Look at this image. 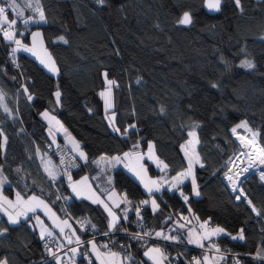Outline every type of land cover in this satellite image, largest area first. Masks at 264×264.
Returning <instances> with one entry per match:
<instances>
[{
	"label": "trees",
	"instance_id": "1",
	"mask_svg": "<svg viewBox=\"0 0 264 264\" xmlns=\"http://www.w3.org/2000/svg\"><path fill=\"white\" fill-rule=\"evenodd\" d=\"M33 1L43 11L45 21L25 24L31 9L27 0H19L26 7V19L16 24L17 38L29 42L32 28L39 27L58 75L20 50L19 66L15 67L11 42L0 30L4 194L41 197L76 228L85 220L90 222L86 223L92 230L90 235L102 234L109 230L103 210L71 196L65 177L53 183L40 166L46 145L53 144L41 111L53 112L86 153L87 160H78L79 168L70 173L74 178L94 174L96 158L122 154L133 141H140L142 150L152 142L171 177L187 167L182 144L194 130L201 158V164L194 167L199 195L194 194L191 181L150 195L120 167L110 171L112 184L123 197L127 195L130 207L147 201L140 214L154 233L162 230L181 235L178 220L190 209L200 221L228 232L214 239L216 246L264 257V179L255 173L243 177L241 188L249 201L236 199L222 179L240 148L233 129L244 133L246 127L264 149V0H240L242 9L236 0H222L219 11L207 9L205 0ZM185 12L191 17L189 25L179 22ZM243 61L251 62L254 68L240 67ZM103 74L115 82L111 109L120 132L110 127L100 98L105 87ZM56 88L61 92L59 103L54 98ZM131 125L135 127L123 135ZM237 137L249 139L247 135ZM241 153L255 169L248 148ZM181 191L188 196L187 202ZM61 192L71 196V203L63 202ZM150 196L157 203L155 209L149 203ZM132 220L129 214L112 230L127 232L133 227ZM238 233L244 239L232 238ZM96 240L102 248L121 251ZM118 240L126 244L123 256L130 257L126 264H147L143 250L150 243L126 241L122 235ZM42 244L30 217L11 224L0 214V263L57 264L56 259L41 261L45 256ZM163 247L178 256V264H196L194 259L202 256L194 248Z\"/></svg>",
	"mask_w": 264,
	"mask_h": 264
},
{
	"label": "crops",
	"instance_id": "2",
	"mask_svg": "<svg viewBox=\"0 0 264 264\" xmlns=\"http://www.w3.org/2000/svg\"><path fill=\"white\" fill-rule=\"evenodd\" d=\"M31 57L33 58L34 56H31ZM34 59H36L39 62V64L43 66L44 69L48 70L52 75L55 74L56 69H54L48 61L45 60V62L49 65V67H45V64H42L40 60H38L36 57H34ZM50 68H52V70H50ZM0 104L4 107V104H2V95L0 96ZM111 108L112 106L109 108L110 110H107L106 117H107V120H109V124H110V121H114V127H116L115 120H114L115 113L112 112ZM51 113L53 114V112ZM43 120L46 123H48V126H51L52 128L50 129V132H52L53 134H50L48 131L50 139L52 140L51 137L53 135L56 136L57 142H54L52 140L53 144L61 143L65 145L69 150L72 151V153H74V155L76 156L78 160L85 161L84 159L79 158L77 152L73 151V149L75 148L78 142L73 136H71L67 132V130L65 129L63 124L59 121V119L45 118ZM57 121H59V123H57ZM110 127L113 129V126H110ZM131 128L132 127L129 126L126 129H131ZM59 137H61V140L59 139ZM149 143L150 142L146 144L142 152H135V151L133 152V151L127 150V151H124L122 154H114L112 156L102 155L96 158L93 163H95V166L97 169L95 173L92 175L85 173V174H81V176L79 177L74 178L70 174H65L61 171L59 166L56 164V161L53 156H49V157L42 156L40 160V166H42V169L45 175L48 176V174L45 172V166H47V162L50 160L53 165H56L57 170L61 174L57 179H60V177H65L66 186L69 187L71 196H73L74 198L78 200L85 199L89 201L90 203L96 204L97 206H99L105 213V216H107V226H108L109 221L112 218L109 217L108 212L105 211L104 205L100 203L99 201H103L104 203L108 204L112 208V211L119 218L118 222L122 218L127 219L129 216V210H130V205L126 202V200H124L123 194H121V192H119V190L112 184V175L110 173L111 170L115 168H119V167L123 168L127 172H129L131 176H133V178H136L138 182L140 183L142 180L141 175L146 181L150 182V181H153V179L151 178L152 176L154 177V180H155L156 173L159 171L165 170V163L163 162V160H161L157 156L154 150V145H152V148L149 149ZM78 144H79L80 150L83 151L81 144L80 143ZM126 152L130 154L127 158L124 157V153ZM144 155H146V157H144V161L148 162V171L150 173V177H148L147 172L144 171L145 169L144 165L143 164L139 165L141 163L140 159ZM117 156L121 158V161L119 163H115V162L109 163L112 157H117ZM200 164H201V158H199V161L198 163L195 164V166H198ZM129 169H132V171H130ZM140 169H141L142 174L140 172ZM185 169L171 176V179H173V177H176L178 174L184 172ZM134 172H139L140 178H137ZM69 175L71 176V182L73 184L80 182L79 184H77V187L82 192L81 196L77 197V195L72 191V188L69 186L70 185V182L68 179ZM85 177L87 178L86 181L83 180V178ZM0 179L3 180V183H0V214L3 215L4 218L8 222H10L8 218L9 215H12L15 217L17 212L24 211L25 205L22 202H18L16 192L13 193L12 196H6L4 194V191L2 188L6 184V179L1 175H0ZM182 180H183L182 184L189 181V180L187 181L185 177H182ZM141 185L145 193H148V191L146 190L144 186L145 183H141ZM32 196H36V195L30 194L29 196H22L20 194V200L27 201L29 197H32ZM97 198H99V201L96 203H93V201L97 200ZM39 199L43 200L44 203L38 204V201H31V204L35 207V211L34 212L30 211V212H27V214L24 216L16 217L18 222H20L21 219H27L30 217L31 223L33 227L38 231V234L40 237H41V231L44 229H47V231H45L44 237H51V238L53 237L55 240L59 241L60 243L69 242V240L71 242H74V240H76V238L80 236V229L76 228L74 223L72 224V222L68 218L59 217L58 214L55 212V210L52 207H50L49 204L43 198L40 197ZM9 201L11 203H9ZM117 204L119 205L118 208L115 207V205ZM125 213H127L126 217H125ZM65 221H67V223H65ZM178 221L181 223L179 226V234L182 235V237L188 244L193 245V246H197V247L202 246V245H208L211 247L215 246L216 245V243H214L215 238L223 236L224 234H228V232L224 230L223 233H220L218 235H211L212 230L218 227L212 226V228H208L207 224L204 223L205 221L201 220L200 222L198 221L196 217L192 220V223L189 221L185 222L183 217L179 219ZM193 226H195V230ZM61 229H63V232H61ZM49 231L52 233L51 236L47 234V232ZM205 237H209V238H205ZM233 237H236V236L233 235ZM237 238H239V236ZM190 239L193 241L192 243H189ZM93 243H95L96 245L95 249H93ZM156 247L149 246V245L145 246L143 250V257L146 259V263L155 264V262L158 261L159 264H168L166 261V258L162 254H160V252L158 253V256L155 254V252L150 253L149 256L144 255V253L149 248H156ZM74 249H76L75 253H73V251L68 252L66 254L64 253V255H66L67 258L72 260L73 264H87L84 260L81 259L80 254L82 250H86L89 256L91 257V259H93L92 264H126L129 260V259L128 260L123 259V257L125 256H119L118 254L115 257H113L111 253H116V252L114 250L102 248V246L99 244V242L96 239L88 241L83 248H74ZM204 258L206 259L207 264H213V262H216L220 259L219 256H214L211 259L209 255L202 254V256H197L196 259H194V263L206 264ZM0 264H4V263L1 262ZM241 264H249V263H241Z\"/></svg>",
	"mask_w": 264,
	"mask_h": 264
},
{
	"label": "built area",
	"instance_id": "3",
	"mask_svg": "<svg viewBox=\"0 0 264 264\" xmlns=\"http://www.w3.org/2000/svg\"><path fill=\"white\" fill-rule=\"evenodd\" d=\"M15 3L17 5L16 9H11V8L7 7V3L5 2V0H0V6H3L6 8V14L8 15V18H10L9 21L12 19H16L17 22H19L21 20L26 19V7H24L23 4L21 2H19V0H15ZM17 12L22 13V15L18 16ZM7 27H8L7 24H3L0 26V29L7 28ZM9 30L10 31L14 30L15 39H17V31L18 30L16 28V25L13 26V28L9 29ZM10 42H11V50L15 49L17 46L15 44V42L14 41H10ZM17 54H18V51H16L14 54L11 51V56H13V60L15 62V67L19 66L18 60H17ZM235 134H236V132H234L232 130V135H234V137L236 139ZM236 142H237V139H236ZM237 144H238V142H237ZM128 150L133 151V152L134 151L135 152H142L143 151L140 141H133L129 145ZM240 151H241V149L239 150L238 153H240ZM45 155L48 157L53 156L55 161H56V164L59 166L61 171L65 172L67 174H70L71 171L77 170L79 168L80 164L78 163V159L76 158L74 153H72L71 150H69L65 145H63L61 143H59V144L48 143L46 145V148H45ZM237 156H235V158L230 162V164L228 166L229 169L223 174L222 179H224L228 189H230V192H232V194L235 196L236 199H237V197H240V199L244 198L247 201H249L246 198L243 189L241 188V181H242L243 177H241V179H238V180L237 179L235 180V176H231V180L228 178V177H230V173L232 172L231 171L232 164L236 161ZM62 157L66 162L71 161L73 159V157H75L76 166L65 168V166L61 164V158ZM260 177H262V175ZM168 179H170V175L167 171L166 172L165 171H159L155 175V180L159 181L160 184H165V181H167ZM233 182H235V190L233 189ZM53 183H56V180L53 181ZM60 197H62V200L65 204L71 203V201H72L71 196L67 195L63 192L60 193ZM141 202L142 201H139L138 203H136L135 207H130L129 214L133 215V220L131 222V225H133V227L131 230H129L127 232H121V233L116 232L115 233L111 229V230L105 231L102 234H95V236H94V235H90L92 230L85 223V220L84 221L81 220V222L79 223V228H80L79 241L76 238V240H74V242H71V243H69V242L60 243L59 241L55 240L53 237L52 238L51 237H45L43 239L42 246H43V249L45 251V256L43 257V259L41 261L42 262L43 261H52L53 259H56L58 257V258H60L59 259L60 264H73L72 260L67 258L66 255H64V253L66 254L68 252H71L72 249H74V248H83L88 241L95 240V239H98L101 242H107L108 244H110L114 247L118 246L121 251L118 252L117 254L119 256H123V251L126 252V247H124L126 244H124L122 241L118 240V236L122 235L126 238V241L129 240L131 242H136V243L139 242V243H147V244L148 243H155L157 245H160L162 248L163 256H165L168 264H178L179 258L176 255L169 254V252L165 249V247H163L165 245L166 246L171 245V246H177V247L182 246L185 248H194V249H196V251H198L200 253L204 252L205 254L209 255V257L211 259L214 256H220L221 259H219L216 262H213V264H241V263H244L245 261L258 262V263L264 264V259L259 258L256 255V253H254V254H248V253L243 254V253H239V252H235V251L232 252L225 247L220 248L221 250L218 251V250H215L213 246L211 247V246H207V245L194 247L193 245L188 244L181 235H176L175 239H165L164 238L165 236L157 237L155 235V233L152 231L151 227L146 224L145 220L142 218V215L141 214H139V216L137 215V208H139V213H140L146 205V204H142ZM207 226L209 228H211L212 224L207 223ZM81 229H84V230H81ZM145 233H147V235H145ZM85 234H89V236H85ZM137 234H139V238L137 237ZM101 239H103L105 241H103ZM49 249H51V253L49 252ZM80 256H81V259L84 260L87 264H92L93 259H91V257L89 256V254L86 250H82Z\"/></svg>",
	"mask_w": 264,
	"mask_h": 264
},
{
	"label": "snow or ice",
	"instance_id": "4",
	"mask_svg": "<svg viewBox=\"0 0 264 264\" xmlns=\"http://www.w3.org/2000/svg\"><path fill=\"white\" fill-rule=\"evenodd\" d=\"M5 2L7 3V7L8 8H11V9H16L17 5L15 3V0H5ZM98 3H101L103 4L104 3V0H98ZM221 3H222V0H205V4H206V7L207 9L209 10H215V11H219L220 10V7H221ZM236 4L237 6L239 7L240 6V0H236ZM29 7H31V5H29ZM37 10H39V5L37 4L36 6ZM17 15L18 16H21L22 13L20 12H17ZM32 18L29 17L28 20H25L24 23L27 24L29 23V21H31ZM45 21V17H44V13L42 10H39V21H36L37 23L39 22H44ZM181 24H189L191 23V17H190V14L188 12H185L184 15H183V18L179 21ZM3 24H7L8 27L7 28H3V29H0L3 31V36H4V39L8 40V41H14L15 44L17 45V48L15 49H12V53L14 54L16 51L18 50H23V51H26V52H31L33 55H36V38L39 37L41 34L39 32H33L32 33V36H33V46L32 47H29L27 45H25L21 40L19 39H15V32L14 30L13 31H10L9 29H12L13 26H15L17 24V20L16 19H12L9 21L8 19V15L6 14V8L3 7V6H0V25H3ZM20 35H23V33H20ZM60 39H64L63 37H61ZM65 43H67V41L65 40L64 41ZM41 44H42V41H41ZM46 51V50H45ZM38 59H40V62L42 64H45V67H49V65L45 62V59L43 58H40L38 57ZM48 59H50V57H48ZM14 62V61H13ZM53 67H54V64H53ZM240 67L242 68H245V69H252L254 68V65L249 62V61H243L241 64H240ZM50 70H52V68H50ZM105 79H106V82L108 85H112L114 84L115 82L114 81H111V80H107V74H105ZM213 87H217V85L213 84L212 85ZM25 93L28 92V89L25 88L24 89ZM109 93H110V89H108ZM55 97L57 99V103L60 102V97H61V92L59 90H57L55 92ZM105 93L102 92L101 93V96H104ZM28 100H32L33 97L31 94L28 95ZM105 105H106V113H107V109L111 107V104L109 103V101L106 99L105 100ZM4 111L7 113L9 111V109L7 107L4 108ZM161 111L163 112V108L161 109ZM41 116L44 117V118H48L49 117V113L47 111L41 113ZM51 119H55V117H51ZM57 123H59V121H57ZM110 126H113V130L116 131V132H120V129L119 128H116L114 127V121H110ZM130 127L134 128L135 125H131ZM129 129H124V132L122 133L123 135H126L128 133ZM233 131L235 132V129H233ZM0 135H2V133H0ZM189 135H193V133H189ZM5 142H6V138H5ZM152 148V144L149 143V149ZM39 151V150H38ZM74 152H77L78 153V156L80 159H84L85 161L87 160V156L86 154L80 150V147H79V144L77 143L75 148L73 149ZM261 153L264 154V149H260ZM130 154L129 153H124V157L127 158ZM121 161V158L119 156L117 157H112L111 160L109 161V163H112V162H115V163H119ZM197 162H198V158H197ZM262 163H264V160L261 161ZM61 164L65 166V168H68V167H75L76 164H75V157H73V159L71 161H68L66 162L63 157L61 158ZM50 166V167H49ZM143 167V166H142ZM167 167V165H165V168ZM191 169H192V160H189V169H188V172L187 173H184L183 175L185 176V178L187 177L188 174L191 173ZM130 171H132V169H129ZM45 172L48 174L49 178L53 181L57 180V178L61 175L59 173V171L57 170V166L56 165H53L51 163V161L49 160L47 162V166H45ZM134 174L137 176V178H140V173L139 172H134ZM180 174H178L177 177H173V181L174 183L172 184V188H177L178 185L182 184L183 183V180L179 178ZM230 180H231V177H228ZM262 179H264V173H262ZM68 179H69V182H70V187L72 188V191L77 195V197L81 196L82 195V192L78 189L77 187V184H79L80 182H77L76 184H73L71 182V176L69 175L68 176ZM83 180H87V178H83ZM0 183H3V180L0 179ZM141 183H144L143 180H141ZM165 183H167V181H165ZM193 183V192L194 194L196 195H199V192L197 191V188H196V184H195V180L192 181ZM151 184L154 185V187L152 186H149L148 184H145V188L146 190L148 191V193L151 195L153 194L154 192H159L160 191V182L159 181H151ZM233 189L235 190V182H233ZM181 195L184 196V193L181 191ZM17 199H18V202H22L24 205H25V208H24V211H21V212H17L16 213V216H12V215H9V221L10 223L12 224H15L18 222L17 218L18 216H24L27 214V212H34L35 211V207L31 204V201H38V204H43L44 201L43 200H40L38 197L36 196H32V197H29V199L27 201H21L20 200V194L17 193ZM125 200H127V195L125 194V197H124ZM237 199H240V197H237ZM184 200L187 202L188 200V196H184ZM99 201V198H97V200H94L93 203H96ZM100 203H102L105 207V211L108 212V215L109 217H111L112 219L109 221V224H108V227H109V230L113 229L115 226H116V223L118 222V217L116 216V214L112 211V208L104 203L103 201H99ZM9 203H11L9 201ZM142 204H147V201H142L141 202ZM251 203V202H249ZM152 204H153V207L155 209V207H157L156 205V201L153 200L152 201ZM47 206V205H45ZM115 207H119V205H115ZM252 211L255 212L256 211V208L255 207H252ZM139 208H137V215L139 216ZM127 216V213H125V217ZM65 223H67V221H65ZM85 223H90L89 221H85ZM205 224L208 223V221H205L204 222ZM203 226V225H202ZM92 227H95L94 225H92ZM81 230H84V229H81ZM45 231H47V229H44L41 231V239H44V234H45ZM61 232H63V229H61ZM224 232V229L223 228H216L214 230H212V233L211 235H218L220 233H223ZM47 234L49 236L52 235V233L49 231L47 232ZM145 235H147V233H145ZM156 236L157 237H162L163 236V233L162 232H157L156 233ZM137 237L139 238V234H137ZM165 239H175V237H164ZM205 238H209V237H205ZM237 237H233V239H236ZM239 239H244L243 235L241 234L239 236ZM77 240L79 241V237H77ZM193 241L190 239L189 240V243H192ZM69 243H71V241L69 240ZM92 243V242H90ZM96 248V245L95 243H93V249ZM73 253L76 252V249H72ZM161 250L159 248H149L145 253L144 255L145 256H149L150 253L152 252H157L159 253ZM49 252L51 253V249H49ZM111 255L113 257H115L117 255V253H111ZM259 255V254H258ZM152 258V257H150ZM262 259H264V257H261ZM57 264H60L59 262V258L57 257ZM123 259L125 260H128L130 259V257L128 256H125L123 257ZM154 259V258H153ZM155 264H159V262H155Z\"/></svg>",
	"mask_w": 264,
	"mask_h": 264
},
{
	"label": "rangeland",
	"instance_id": "5",
	"mask_svg": "<svg viewBox=\"0 0 264 264\" xmlns=\"http://www.w3.org/2000/svg\"><path fill=\"white\" fill-rule=\"evenodd\" d=\"M256 1H261V0H256ZM27 5H31V7H30V9H31V12H30V14H29V17H31L32 18V22H31V25L32 24H34V25H38V24H41L42 22H39V23H37L36 21H39V10H41L40 9V7H39V10H37V8H36V3H34V1L33 0H27ZM237 5V4H236ZM238 7V6H237ZM239 8H241L242 9V7H241V4H240V6H239ZM33 32H39L41 35L39 36V37H37L36 38V48H35V50H36V55H33L31 52H26V51H24V52H26L27 54H29V55H31V56H34V57H36L37 59H38V57H40V58H43V59H45L46 61H48L49 63H50V65H52V67H53V64H54V69H56V71H55V74H54V76L56 77L57 75H58V69H57V65H56V61H55V59H53V57H52V55H51V53H50V51L45 47V44H44V39L42 38V33H41V29L39 28V27H33L32 28V31H31V33H30V35H29V38H30V41L29 42H24L22 39H19V38H17V39H19V40H21L25 45H27V46H29V47H32L33 46V36H32V33ZM41 41H42V44H41ZM16 48H17V46H16ZM46 50V51H45ZM20 51H23L22 49L20 50ZM48 57H50V59H48ZM38 60H40V59H38ZM103 78H105V74H103ZM107 80H111V81H113L111 78H108L107 77ZM113 84L112 85H108L107 84V82H106V79H105V87H104V89H102L101 91H100V98L103 100V105H104V109H106V105H105V100L107 99L108 101H109V103L111 104V106H113V100H114V98H113ZM108 89H110V93H109V91H108ZM58 89L56 88V91H57ZM55 91V92H56ZM102 92H104L105 93V95L104 96H101V93ZM55 94V93H54ZM54 98H55V100L57 101V99H56V97H55V95H54ZM107 110H110L109 108L107 109ZM45 111H47L48 113H49V117L48 118H51V117H55V118H57L58 119V117H56L54 114H52L48 109H46V110H43V111H41V113H43V112H45ZM41 113H40V116H41ZM41 118L42 119H45L44 117H42L41 116ZM60 121V120H59ZM51 123V122H50ZM62 123V122H61ZM50 129H52L51 128V126H48V131H49V133L50 134H53L52 132H50ZM244 129L246 130L244 133H242V132H237V131H235L236 132V138H237V142H238V145L240 146V148H239V150L241 149V151H242V149L244 148V147H247L248 148V150L250 151V153H251V156H252V158H253V162L255 163V167L256 168H258L257 169V171H256V174H258L259 176H261V174L262 173H264V163H262L261 161L262 160H264V154H262L261 153V151H260V146L258 145V142H256V138H255V136H254V134H253V132L252 131H250V130H247L246 129V127H244ZM68 132V131H67ZM193 133V135H189V133ZM189 133H188V137H187V139H186V142L185 143H183V145H182V148H183V151H184V154H185V157H186V159L188 160V164H187V167H186V169H185V171L184 172H182V173H180V176H179V178L180 179H182V177H185L183 174L184 173H187L188 172V169H189V160H192V169H191V173L190 174H188L187 175V177L185 178L187 181L189 180V181H191V184H192V187H193V183H192V181L193 180H195V169H194V166H195V164L196 163H198L197 162V158H198V161H199V156L197 155V148H196V146H197V143H198V137L196 136V132L194 131V130H192V131H190ZM71 136H73L70 132H68ZM241 134V135H247L248 136V138L249 139H247V138H240V139H238V135L239 134ZM52 140L54 141V142H57V139H56V136L55 135H53L52 137ZM151 144H152V142H150ZM153 145V144H152ZM258 147V149H257V154L255 153V151H256V147ZM240 151V152H241ZM83 152H84V150H83ZM85 153V152H84ZM86 154V153H85ZM239 154V153H238ZM237 154V155H238ZM242 154V156H243V158H245L246 159V163L249 165V167H250V169L253 171L254 169H252V166H251V164H249V162L247 161V157H246V155H244V153H241ZM236 155V156H237ZM144 157H146V155H144V156H142V158L140 159V161H141V163L139 164V165H144V171H146L147 172V174H148V177H150V173H149V171H148V162H145L144 161ZM237 161V160H236ZM98 163V162H97ZM235 164H236V162H234V165H233V167H232V169L234 168V166H235ZM141 167V166H140ZM140 172H141V169H140ZM141 174H142V172H141ZM0 175L1 176H3V174H2V170L0 169ZM72 176V175H71ZM178 176V175H177ZM176 176V177H177ZM141 177H142V180H143V182L145 183V184H148L149 186H152V187H154V185H152L151 184V181L149 182V181H146L144 178H143V176L141 175ZM147 177V178H148ZM152 179H153V181H156V180H154V177L152 176L151 177ZM241 179V178H240ZM174 183V181H173V179H171V177H170V179H168L167 180V183H165V184H160V189H163V188H169V189H171V190H173V189H175V188H172V184ZM195 184H196V180H195ZM153 200H155L154 199V196H150V198H149V203L151 204V206H152V208H154L153 207V204H152V201ZM156 205H157V203H156ZM183 218H184V221L185 222H187V221H189V222H191L192 223V220L196 217L197 218V216H196V214L194 213V212H192L190 209H189V211H188V213H186L185 215H183L182 216ZM198 219V218H197ZM198 221H200L199 219H198ZM201 222V221H200ZM179 224V226H180V222L178 223ZM192 226V225H191ZM194 227V230H195V226H193ZM209 228V227H208ZM212 228V227H211ZM157 232H162L163 233V231L162 230H159V231H157ZM157 232H155V235H156V233ZM163 236H165V237H175V236H173V235H171V234H169V233H163ZM236 237H238V236H240V233H238V234H236L235 235ZM233 237V236H232ZM154 243H150L149 244V246H154V247H158V248H160V254H162L163 255V252H162V248H161V246L160 245H156V244H154ZM156 245V246H155ZM208 246V245H207ZM156 247V248H157ZM194 247H197V246H194ZM214 247V249L215 250H218V251H220L221 249V247H218V246H213ZM155 254L158 256V253L157 252H155ZM199 254H205L204 252L203 253H200L199 252ZM165 257V256H164ZM220 257V256H219ZM205 259V258H204ZM220 259H221V257H220ZM205 262H206V264H207V261H206V259H205Z\"/></svg>",
	"mask_w": 264,
	"mask_h": 264
},
{
	"label": "bare ground",
	"instance_id": "6",
	"mask_svg": "<svg viewBox=\"0 0 264 264\" xmlns=\"http://www.w3.org/2000/svg\"><path fill=\"white\" fill-rule=\"evenodd\" d=\"M241 135V134H239ZM237 139V138H236ZM242 152V151H241ZM241 152L239 153V155L237 156V161L234 168L231 169V173H230V177L231 176H235V180L237 179H240L241 177H244L246 176L247 174H252V173H256L257 169L255 167L254 171H252L249 167V165L246 163V159L243 158ZM234 163L232 164V167H233ZM231 167V168H232Z\"/></svg>",
	"mask_w": 264,
	"mask_h": 264
},
{
	"label": "water",
	"instance_id": "7",
	"mask_svg": "<svg viewBox=\"0 0 264 264\" xmlns=\"http://www.w3.org/2000/svg\"><path fill=\"white\" fill-rule=\"evenodd\" d=\"M184 15V14H183ZM183 15H182V17H181V19L183 18ZM190 24V23H189ZM189 24H184V25H189Z\"/></svg>",
	"mask_w": 264,
	"mask_h": 264
}]
</instances>
